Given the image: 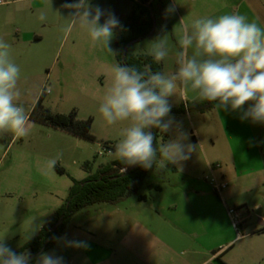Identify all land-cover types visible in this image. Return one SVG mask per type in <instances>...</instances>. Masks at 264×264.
<instances>
[{"label": "rangeland", "instance_id": "rangeland-1", "mask_svg": "<svg viewBox=\"0 0 264 264\" xmlns=\"http://www.w3.org/2000/svg\"><path fill=\"white\" fill-rule=\"evenodd\" d=\"M22 1L25 8V33L38 36L40 40L28 41L25 34L24 64L10 55L21 71L24 70L18 87L29 93L21 96L20 103H23L29 116L38 96L46 91L42 105L52 113L68 114L74 110L77 119H92L91 134L95 141L73 136L30 119L29 135H0V238L3 237L4 243L17 254L30 253L29 250L19 251L37 236L40 229L48 226L55 210L64 203L72 179L82 180L101 166L118 159L115 150L106 151L103 143L115 146L121 139L123 129L128 126L127 121L108 125L98 111L111 84L112 69L118 64L114 48L116 33L110 41L112 52H109L102 44L94 46L87 33L81 29L64 31L66 21L63 18L67 17L69 9L62 5L72 0ZM90 2L93 6L113 13L122 23L117 13L118 0ZM127 8L133 9V3L129 0ZM41 13L46 15L45 21L39 19ZM9 14L0 10V17ZM164 34L157 33L138 41L132 45L130 52L149 55L151 41ZM166 39L170 48L169 56L159 64L162 72L171 73L177 67L175 52L179 47L178 39L172 41L168 34ZM49 88L51 91H48ZM169 103L171 109L176 111L185 105L176 95L169 98ZM201 118L204 119L200 115H193L191 119L181 116L175 118V121L180 123L182 131L187 134L184 143L195 146L191 152L195 160L203 162L205 155L209 163L220 165L217 172L220 175L219 171L225 164L215 156L224 148V135L217 122L208 116L205 121ZM258 125L260 127L256 135L260 143L257 157L251 148L250 152H246L250 158L245 166L246 172L239 170L237 176L229 174L224 178L228 188L218 199L226 211L227 208L234 209L233 216L241 213L238 216V228L233 226L229 215V219L221 216L219 228L226 227L229 222L234 235H237V231L240 234L248 233L246 238L234 243L228 253L232 257L228 264H264V124ZM193 136L198 138L197 144H194ZM169 137L170 140L175 139V128L169 131ZM209 138L214 140V147ZM249 144L248 141L246 146L250 147ZM211 149L212 152H209ZM58 153H62V157L55 167L62 168V174L56 168L47 170L45 167L46 161L55 158ZM204 175L206 180L207 167ZM155 179L149 172L137 194L115 204L97 203L87 206L72 216L57 238L86 241L87 248L67 247L64 239H55L43 253L63 257L64 264H203L206 258L192 259L193 255L186 250L168 248L154 237L148 226L141 224L139 210L153 205L150 201L156 190L150 188V183ZM170 191L163 195L170 201L173 196L176 202L193 200L185 188L180 190L174 186L173 192ZM138 196H146L148 202L138 200ZM258 203L262 205L261 209L254 208ZM243 220H246L245 223H242ZM173 229L179 232L177 227ZM27 235L31 238L25 239ZM206 264L221 263L218 259Z\"/></svg>", "mask_w": 264, "mask_h": 264}, {"label": "clouds", "instance_id": "clouds-1", "mask_svg": "<svg viewBox=\"0 0 264 264\" xmlns=\"http://www.w3.org/2000/svg\"><path fill=\"white\" fill-rule=\"evenodd\" d=\"M69 9L65 32L81 29L92 44H102L109 52L110 41L117 28L123 29L118 18L90 0H72L62 5ZM174 7L165 9L166 14ZM103 23H101V19ZM41 21L47 19L44 13ZM175 52L176 70L171 73L143 71L136 67L116 64L112 69L111 84L98 109L108 125L128 122L115 145V155L123 165H139L144 169L155 164L158 170L167 164L180 165L189 158L195 146L185 144L187 134L170 116L169 98L176 95L186 100L192 94L194 100L216 102L214 111H242L241 119L264 124V26L249 21L238 13L218 17H201L191 25L184 24ZM165 34L151 41L148 54L156 63L169 56L170 48ZM11 44L0 38V135L11 133L15 137L29 135V116L22 95L27 90L18 87L21 69L10 58ZM48 91H51L49 88ZM175 128V139L162 142L149 129L161 133ZM154 141L157 146L154 147ZM62 153L46 161V169L53 170ZM32 225V222H31ZM31 238L27 235L25 239ZM67 247L87 248L86 241H68ZM30 253L16 254L0 238V264H30ZM36 264H64L63 257L41 253Z\"/></svg>", "mask_w": 264, "mask_h": 264}, {"label": "crops", "instance_id": "crops-1", "mask_svg": "<svg viewBox=\"0 0 264 264\" xmlns=\"http://www.w3.org/2000/svg\"><path fill=\"white\" fill-rule=\"evenodd\" d=\"M127 1L118 0V10L116 9L123 20L122 25L127 22L132 13L138 17L142 15L144 9H148V7L152 9L154 25L147 38L153 37L157 33L161 35V33H164L161 31L162 26H166V33L172 41L179 40L183 28L180 23L181 19H183L184 24L190 26L195 19L201 17H218L234 12L246 16L249 21H255L264 26V0H148L147 2L129 0L133 3V9L131 10L127 8ZM23 2L22 0H14L0 5L1 11L5 10L11 13L6 17H0V38L6 39L11 44L10 55L11 57L15 56L21 64L25 62V34L28 41L37 42L40 40L38 36L25 33ZM170 5L175 10L166 14L165 9ZM137 42H132L127 49L128 53L137 55L136 52H130L132 45ZM21 72L23 73L24 70ZM181 101L186 104L187 102L199 100H194L190 93L186 100L181 99ZM247 107L246 104L243 110H246ZM243 110L220 109L216 112L213 108L205 113L197 111L177 113L176 110L171 109L173 112H170V116H173L174 119H179L181 116L191 119L193 115H200V117L206 119L208 116L219 124L224 135L225 145L215 157L219 158V162L225 164L219 173L226 179L229 174L237 176L239 170L246 172L245 166L250 161L246 152H250V148L255 152V157H257L256 152L259 153L257 147L260 139H257L256 133H258L260 126L258 123L255 125L256 123H253L250 119L242 120ZM190 113H193V115ZM204 119L201 118L202 121H205ZM157 135V140L162 138L163 143L170 141L169 132L161 133L157 130ZM193 140L194 144L198 143V138L193 136ZM248 141L250 147L246 146ZM209 142L213 147L215 146L213 139L209 138ZM209 152H212V149ZM206 158L204 155L205 161L197 162L190 153L189 158L182 161L180 165L169 163L163 170H158L153 164L148 173L151 172L154 175L156 178L154 182L162 181L150 183L151 186L158 185L160 189L152 195V201L149 200L153 205L139 210V220L143 226L149 227L154 237H157L159 241L172 250L173 248L186 250L190 255H193L192 259L201 260L206 258L203 264L218 259L221 264H228L232 259L228 253L234 247V243L246 238L248 233L234 235L229 222L226 227L219 228L221 216L226 218L229 216L218 200L219 196L212 193L213 190L205 180L204 174L209 164ZM184 163H186L185 167ZM174 186L180 190L185 188L193 200L176 202L175 196L172 197L171 201L163 197L164 194L170 191L169 189H171L170 193L173 192ZM196 199H198L197 202ZM254 208L261 209L262 205L258 203ZM238 216L240 217L241 213ZM245 221L243 220L242 223H245ZM174 227H177L179 232L174 231ZM188 259L191 260V257Z\"/></svg>", "mask_w": 264, "mask_h": 264}, {"label": "trees", "instance_id": "trees-1", "mask_svg": "<svg viewBox=\"0 0 264 264\" xmlns=\"http://www.w3.org/2000/svg\"><path fill=\"white\" fill-rule=\"evenodd\" d=\"M147 2L148 0H141ZM154 19L150 15V8L144 9L141 16H135L132 13L123 29L115 30V59L120 65L136 67L143 71L145 68L151 71H162L161 65L156 63L150 55H132L126 52L122 60V50L124 46L133 41H140L149 36ZM45 91H42L29 113V119L42 124L50 125L60 129L73 136L83 138L88 141H95L91 134L92 119L79 120L76 118V112L72 110L68 114L52 113L42 105ZM216 102L194 101L182 105L177 113H186V111H197L205 113L215 107ZM173 112V111H171ZM157 130L153 129V135L157 138ZM106 151L115 150V146L109 143H103ZM156 147V141H154ZM87 165V164H86ZM59 173L63 169L55 167ZM127 166L123 165L119 159L101 166L95 173L88 175L82 180L72 179V185L69 188L68 195L64 203L53 213L48 226L40 229L36 237L28 241L19 252L30 251V264H35L38 255L43 253L49 245L57 238L69 223L72 216L79 210L97 203L115 204L119 200L130 195L137 194L149 169H144L139 165L131 171L126 170ZM150 188L159 190L158 185H152ZM138 200L146 201V196H138ZM60 224L53 229L57 222ZM17 254V253H16Z\"/></svg>", "mask_w": 264, "mask_h": 264}, {"label": "built area", "instance_id": "built-area-1", "mask_svg": "<svg viewBox=\"0 0 264 264\" xmlns=\"http://www.w3.org/2000/svg\"><path fill=\"white\" fill-rule=\"evenodd\" d=\"M5 0H0V5L6 4ZM45 93H47L45 91ZM220 168V165L218 163H209L207 166L208 169V176L206 177V181L209 182V185L211 186L213 192L217 196H222V193L225 189L228 188V183L224 180V178L221 175H217L218 169ZM235 213L234 209L227 208V214L230 216L233 226L235 228H238L239 226V219L238 216L233 214ZM233 216V217H232ZM240 233L237 231V235Z\"/></svg>", "mask_w": 264, "mask_h": 264}, {"label": "water", "instance_id": "water-1", "mask_svg": "<svg viewBox=\"0 0 264 264\" xmlns=\"http://www.w3.org/2000/svg\"><path fill=\"white\" fill-rule=\"evenodd\" d=\"M150 15H151L152 18H154V17H153V11H152L151 8H150ZM153 25H154V24H153ZM131 44H132V42H129V43H127V44L124 46V48H123V50H122V60H124L125 55H126V52H127V49L129 48V46H130ZM149 131H151V132L153 133V129H149ZM137 166H138V165L127 166L126 170H127V171H131V170H133L134 168H136ZM59 224H60V222L58 221V222L54 225L53 229H55Z\"/></svg>", "mask_w": 264, "mask_h": 264}]
</instances>
